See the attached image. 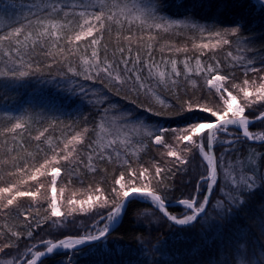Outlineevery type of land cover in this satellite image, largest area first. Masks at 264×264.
I'll return each instance as SVG.
<instances>
[{
	"label": "snow or ice",
	"instance_id": "obj_1",
	"mask_svg": "<svg viewBox=\"0 0 264 264\" xmlns=\"http://www.w3.org/2000/svg\"><path fill=\"white\" fill-rule=\"evenodd\" d=\"M175 2L177 7H182L183 0ZM260 5L264 11V0H260ZM4 7L21 9V19L0 13V99H12L11 94L26 87L28 81L42 77V68L63 65L65 71H57L54 76L61 77L69 98H76L72 99L75 111L79 112L83 106L76 100H86L98 109L100 119L92 128L66 125L68 131L56 137L55 142L46 133L62 122L48 121L47 126L32 137L50 150L45 153L37 145V152L43 153L42 161L37 162L36 154L28 151L22 139L26 133L31 135L29 129L36 121L27 115V109L21 115L4 111L6 120H0V214L7 218L15 209L24 217L25 232L7 222L0 225V254L4 257L0 258V264H37L56 250L79 251L77 246L104 242L110 227L118 222L134 198L150 200L169 221L183 226L182 231L202 225L209 231L214 230L217 241L226 237L225 242L216 245L215 256L209 258L208 264H254V257L255 264H264V244L257 247L250 241L247 227L234 224L257 191H264V154L258 156L252 152L234 163L221 161L216 154L219 143L227 146L221 155L230 157L231 150L241 142V135L245 140L264 143V132L250 131V125L254 127L256 121L264 124V59L257 67L254 56L246 55L255 53L256 49L252 47L255 37L242 31L247 28L243 18L234 20L228 27L208 29L187 19H173L168 14L169 0H19ZM193 12L190 7L185 16ZM113 28L117 30L116 40L122 39L124 43L122 46L118 43L109 57L108 47L102 45V40L104 33L111 34ZM178 30L198 33L199 42L194 36L191 49L186 44L183 47L161 45L158 49L161 56L157 60L154 52L159 34ZM233 44L240 54L228 51L227 57L233 69L237 65L243 67L244 79L240 83H236L233 71L224 72L225 66L214 56L210 58L212 62L201 59ZM190 51L199 54L174 58ZM165 52L169 55H163ZM40 56L45 60L41 61ZM249 73L259 74L258 78L254 75L249 80ZM49 75L53 74L49 72ZM192 75L202 76L210 93L217 97L214 103L189 98L178 99L174 104L163 95L164 90L175 93L182 80L188 81ZM80 80L99 82L116 95L124 89L137 97L143 94L149 103L137 104L136 100H131L135 108L121 111L108 101L106 94L99 99L90 98L96 94ZM191 83L195 85L196 81L191 80ZM102 103L108 106L100 107ZM154 118L157 119L152 127L145 125V119ZM160 120L176 126L165 127ZM231 129L237 134L221 139L229 136ZM145 138L162 148L161 160L150 167L131 159L144 151ZM194 151L200 154L205 169L200 176L205 195L180 200L190 212L178 217L167 210L164 189L168 186L164 179L169 173L175 175L173 167L176 171H186L182 166L189 164ZM85 154L87 163L81 159ZM94 161L119 164L124 170L107 193L97 183L74 190L65 198L67 185L57 186L62 169L68 184L73 177L83 183L80 166L96 172ZM169 163L173 167H168ZM42 177L47 178V185L41 181ZM218 180L224 182L228 191L222 200L216 201L214 208L219 211L214 217L208 209L211 190ZM22 198H30L34 203L47 201L45 215L33 216L31 207L22 209L19 203ZM261 207L264 210V204ZM80 214L99 216L100 221L106 222L83 235H67L57 242L41 240L45 250H35L34 245L19 250L22 235L26 233L27 238H33L34 232L42 227L41 219L50 228H63L72 222L70 218ZM260 226L264 232V219ZM10 248H16L17 252L8 253L6 249ZM10 255L11 258H7Z\"/></svg>",
	"mask_w": 264,
	"mask_h": 264
},
{
	"label": "trees",
	"instance_id": "obj_2",
	"mask_svg": "<svg viewBox=\"0 0 264 264\" xmlns=\"http://www.w3.org/2000/svg\"><path fill=\"white\" fill-rule=\"evenodd\" d=\"M12 2L19 3V0H0V13L6 12L13 19L20 20L21 9L18 7H4L5 4H11ZM169 3L171 7L168 9V14L173 19H187L208 29L228 27L234 20L243 18L246 21L247 28L242 31L247 36L255 37L252 47L256 49L255 53H246V55L254 56L256 66H260L259 61L264 59V11L255 7L251 3V0H183L182 7H177L175 0H169ZM190 7L194 9V12L191 16L186 17L185 11ZM116 31L113 28L111 34L105 32L103 36L102 45H107L109 57H111L112 51L118 43L121 46L124 43L122 39L119 42L116 40ZM127 31L128 29L126 28L124 32L127 33ZM194 36L196 42H199V34H194L189 30H178L175 33L167 34L161 32L158 36L157 50L154 52V55L159 60L161 56L158 50L159 46L165 44L181 47L186 44L191 49ZM228 51H232L234 55L240 54L236 52L235 44H233L231 47L223 46L217 49L215 53H209L208 56L201 57V59L205 62H212L210 58L214 56L215 59L220 60L221 64L225 66L224 72L233 71L236 83H240L244 79V69L239 65L234 69L231 67V60L227 57ZM141 54L143 55V49H141ZM198 54V52L190 51L189 53H180L174 58L183 59L185 55L194 57ZM163 55L168 56L169 53L165 52ZM40 60L44 61L45 57L40 56ZM48 63H51V61H48ZM57 71H65L64 66L56 65L51 69L42 68V77L28 81L26 87L20 88L17 93L11 94L12 99H0V120H6V117L3 116L5 110L11 111L13 115H21L27 109V115L36 121L32 125V128L29 129L31 135L26 133L22 139L28 151L36 154L35 158L37 162H41L43 159V153L37 152V145L45 153L50 150L45 143L35 141L32 137L37 135L40 130H43V127L47 126L48 121L58 119L62 122L54 128L49 129V133H46V136L51 135L55 142L56 137L68 131L66 125H86L92 128L100 119L98 109L88 104L86 100L81 102L77 99L76 103H82L83 106L79 112L75 111L76 105H72V99L76 98H69L70 94L66 91L61 77L54 76ZM49 72L53 75H49ZM254 75L258 78L259 74L249 73L247 78L251 80ZM191 80L196 81L195 85L191 83ZM80 82L92 89L96 94L94 97L90 95V98L99 99L106 94L108 101L112 105L117 106V109L121 111L135 108V105L130 103L131 100H136L137 104L147 105L149 103V99L145 95L141 94L137 97L135 94H130L127 89L122 90L120 95H116L99 82L83 80H80ZM163 95L168 98L170 103L174 104L178 99H203L213 103L217 100V97L210 93L202 76L198 77L195 75H192L188 81L182 80L180 87L175 93H169L167 90H164ZM125 97L127 98L125 99ZM69 105L72 106L70 107ZM107 106V104L103 103L100 105V107ZM155 107H159V105H155ZM256 107L258 108L259 106ZM155 119L157 118L151 121L145 119L144 123L146 126L152 127ZM160 123L165 127L176 126L175 124L169 125L164 120H160ZM250 131L264 132V124L258 122L254 127L250 126ZM236 134V130L231 129L229 136L221 137V139H230L232 135ZM240 140L241 142L235 145V150H231L230 157L228 158L221 155L225 152L227 146L222 147L217 143L216 154L221 161L234 163L236 159L252 152L257 153L258 156L264 154V143L245 140L242 135ZM143 142L146 145L144 151L138 157H132L131 159L137 160L138 164H142L145 167H150L153 162L161 160L162 148L161 146L154 145L146 138ZM81 159L87 163L86 154ZM172 159L168 158L169 161ZM94 163L97 164L96 172L87 170L83 165L80 166L83 183L73 177L71 184H68V181L65 179L66 174L62 169L57 186L59 188L62 185H67L64 194L65 198H68L74 190L86 188L88 185H96L97 183L107 193L113 186L114 179L124 170L119 164H112L107 161H94ZM134 166L138 165L134 164ZM168 167H173V165L169 163ZM182 167L186 171H176L175 167H173L175 175L169 173L167 178L164 179V184L168 186L164 189L167 194L166 204L179 203L180 200L190 199L193 196L202 198L205 195L203 190L204 183H200V176L205 171L200 154L194 151L193 158L190 159L189 164ZM41 181L47 185V178L42 177ZM227 191L228 189L224 186V182L218 180V184L211 191L208 211L212 216L215 217L219 211L214 208L216 201L222 200ZM77 198L79 199L80 196L78 195ZM19 203L22 209L33 208L32 215H38L40 218L45 215V209L48 207L45 200L34 203L30 198H22ZM262 204H264V191H257L245 212L234 221L237 227H247L249 239L257 247L259 244H264V232H262L260 226L261 220L264 219ZM36 209H38V212ZM167 210L178 217L186 212H190L183 208V206L167 207ZM104 214L106 215V210H104ZM29 219L31 220V217ZM70 219L72 222L67 223L63 228H50L41 219L42 227L34 232L33 238H27L26 233L22 235L18 241L19 250L23 251L33 245L35 246V250H45V246L40 243L41 240L52 239L54 242H57L67 235H83L85 231L90 232L94 226L102 227L103 223L106 222L100 221L99 216L93 218L85 214L76 215ZM5 222L9 226L16 225V230L25 232L24 217L19 216L15 209L11 210L7 218L3 214H0V225H3ZM182 228L183 226L175 225L164 217L163 213L150 200L134 198L133 202L127 207L121 225L106 241L84 247L79 251H55L43 260L42 264H208L209 258L215 256L216 245L226 240V237L222 236L217 241V237L213 235L214 230L209 231L202 225H197L196 228L186 231H182ZM227 231L228 229L226 228L225 232ZM6 251L14 255L17 249L10 248L6 249ZM197 251L199 254H197ZM0 258H4L3 254H0ZM7 258H11V255ZM255 259L254 257V264Z\"/></svg>",
	"mask_w": 264,
	"mask_h": 264
},
{
	"label": "water",
	"instance_id": "obj_3",
	"mask_svg": "<svg viewBox=\"0 0 264 264\" xmlns=\"http://www.w3.org/2000/svg\"><path fill=\"white\" fill-rule=\"evenodd\" d=\"M258 122H260V121H256V123H258ZM250 126H251V125H250ZM211 191H212V190H211ZM128 205H129V204H128ZM128 205H127V207H128ZM173 206H184V205H182V204H180V203L166 204V207H173ZM126 210H127V208H126ZM125 212H126V211H125ZM125 212L122 213V215H121V217L119 218L118 222L115 223V224H113V225L110 227V232H109V236H108V237H110L111 235H113V234L116 232V230L119 228V226L121 225V223H122V221H123V218H124ZM98 243H101V242H92V243H89V244H86V245L77 246V248H78V249H82V248H84V247H88V246L96 245V244H98ZM56 251H57V250H56ZM49 255H50V254H49ZM45 259H46V258H41V260H38V261H37V264H40L41 261H43V260H45Z\"/></svg>",
	"mask_w": 264,
	"mask_h": 264
},
{
	"label": "rangeland",
	"instance_id": "obj_4",
	"mask_svg": "<svg viewBox=\"0 0 264 264\" xmlns=\"http://www.w3.org/2000/svg\"><path fill=\"white\" fill-rule=\"evenodd\" d=\"M251 3L257 7V8H260L261 9V5H260V0H251ZM203 182V181H200V183ZM214 187V186H213ZM199 189V187H198ZM199 191V190H198ZM183 208H185L187 211H190L189 209L186 208V206H183ZM189 212H186L185 214H187ZM60 250H63V249H60ZM59 251V250H57ZM67 251H73V250H67ZM55 252V251H54ZM25 255H27V253H25Z\"/></svg>",
	"mask_w": 264,
	"mask_h": 264
}]
</instances>
